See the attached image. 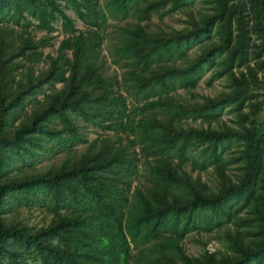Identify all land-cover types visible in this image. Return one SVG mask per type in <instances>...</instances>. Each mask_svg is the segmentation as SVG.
Listing matches in <instances>:
<instances>
[{
	"label": "trees",
	"instance_id": "trees-1",
	"mask_svg": "<svg viewBox=\"0 0 264 264\" xmlns=\"http://www.w3.org/2000/svg\"><path fill=\"white\" fill-rule=\"evenodd\" d=\"M176 12L178 28L151 22ZM57 20L63 36L44 54ZM206 73L227 88L197 95ZM263 84L264 0H0V258L264 264ZM84 126L101 134L87 142ZM44 148L65 155L10 172ZM17 195L37 199L45 223L7 215Z\"/></svg>",
	"mask_w": 264,
	"mask_h": 264
},
{
	"label": "rangeland",
	"instance_id": "rangeland-1",
	"mask_svg": "<svg viewBox=\"0 0 264 264\" xmlns=\"http://www.w3.org/2000/svg\"><path fill=\"white\" fill-rule=\"evenodd\" d=\"M100 4H103L105 0H99ZM197 7L199 8L200 5L198 4ZM67 14H69L71 17H73L74 23L76 27H81V23L79 20L75 18L73 13L69 9H65ZM184 18V14L182 12H176L172 15H168L164 17L162 21H158L157 17L155 15L152 16L151 22L154 25H158L160 28H169V27H174L178 28L182 25L181 19ZM120 24H123L124 21H118ZM109 27L108 31L114 35V31H116L115 26L117 24V21L112 20L109 22ZM114 24V25H112ZM54 29L49 33V45L45 46L42 49V52L45 53H54V49L57 46L59 40L63 36V34L59 30V21L57 20L54 24ZM115 29V30H114ZM113 32V33H112ZM46 34L45 31H36L35 36L36 37H41L42 35ZM51 35V36H50ZM103 54L106 55L105 49L102 52ZM110 70L113 69V65L110 64ZM117 73L119 72L118 69L115 70ZM119 75V74H118ZM210 75V73H206L205 76L203 77V80L201 79L195 88V93L197 95H206V96H213L216 93L225 90L226 87V79L225 77H220V78H215L211 81L210 85L205 83L206 78ZM188 97V95H186ZM232 119V114L229 112H226L222 116V120L229 123V121ZM256 123L258 124L259 128L264 127V110H261L257 113L255 116ZM189 123V122H188ZM192 125H195L196 123H192ZM81 130L84 132V135L86 137L87 142L95 139V137L99 134H101V130H98L96 128H93L91 126H84L81 128ZM111 135V132L108 133ZM86 146V143H81L78 142L75 145V149L77 153L84 149ZM44 149H37L36 154L34 156H26L25 161L21 162L19 159L12 157L11 158V166H10V172L11 173H22V172H30L31 170H41L45 169L49 166H55L57 165L64 157L65 153L61 151H52V150H47L44 151ZM140 171L139 177H138V184H144L146 182L145 180V175H146V170L145 165L142 164L140 165ZM205 174H202V177ZM19 198V202H15L13 200H8L9 201V206L13 209L11 213H7L9 216H13L17 219H20L21 221L25 222L29 226H34L37 227L39 225H42L45 223V221L49 218V214L47 211L43 209L41 205H39V201L35 199L33 196H28L27 198H23V196L17 195ZM183 246L184 249L187 253L191 255H196L197 253L200 252L201 249V243L199 242L198 238L194 234H187L183 241ZM217 246V243L214 242H208L206 244V249L208 250H213ZM23 264H40L39 261L36 258L30 257V256H25L22 259ZM0 264H8L6 260L0 258Z\"/></svg>",
	"mask_w": 264,
	"mask_h": 264
},
{
	"label": "water",
	"instance_id": "water-1",
	"mask_svg": "<svg viewBox=\"0 0 264 264\" xmlns=\"http://www.w3.org/2000/svg\"><path fill=\"white\" fill-rule=\"evenodd\" d=\"M263 87H264V84H263Z\"/></svg>",
	"mask_w": 264,
	"mask_h": 264
}]
</instances>
